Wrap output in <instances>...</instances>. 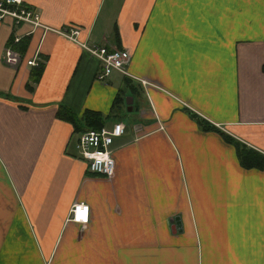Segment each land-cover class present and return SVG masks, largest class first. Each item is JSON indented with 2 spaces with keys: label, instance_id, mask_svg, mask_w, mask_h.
<instances>
[{
  "label": "crops",
  "instance_id": "1",
  "mask_svg": "<svg viewBox=\"0 0 264 264\" xmlns=\"http://www.w3.org/2000/svg\"><path fill=\"white\" fill-rule=\"evenodd\" d=\"M22 4L38 26L0 20V264H264V0ZM69 26L129 49V76L96 80V59L56 33ZM86 110L123 125L109 178L77 157ZM78 203L85 223L69 219Z\"/></svg>",
  "mask_w": 264,
  "mask_h": 264
},
{
  "label": "built area",
  "instance_id": "2",
  "mask_svg": "<svg viewBox=\"0 0 264 264\" xmlns=\"http://www.w3.org/2000/svg\"><path fill=\"white\" fill-rule=\"evenodd\" d=\"M9 17L14 24L19 22L30 24L32 27L38 26L37 14L22 4V0H0V20ZM61 37L79 45L83 50L90 54L98 63L95 72V79L103 81L112 72H117L124 76H129L125 69L130 51L127 48L108 49L102 45H85L79 41L80 28L62 27L56 31ZM14 38L13 41H16ZM19 57L8 47L3 50V61L9 65H14ZM26 64L34 65L33 60H26ZM123 132V125L119 121L113 122L109 127H101L98 130L85 129L78 133L75 141L77 157L83 161L86 170L90 173L100 174L109 178L113 173L114 160L111 141L114 137L120 136ZM81 212L84 213L83 218ZM79 217V219H78ZM69 219L85 223L87 220V205L72 204L69 209Z\"/></svg>",
  "mask_w": 264,
  "mask_h": 264
},
{
  "label": "trees",
  "instance_id": "3",
  "mask_svg": "<svg viewBox=\"0 0 264 264\" xmlns=\"http://www.w3.org/2000/svg\"><path fill=\"white\" fill-rule=\"evenodd\" d=\"M39 69L40 67H37L35 65V67H33V70L31 71V78H33V80L35 79L32 74L35 73V75L37 76L39 73ZM129 81L124 78L123 80V85L128 84ZM130 86V84H129ZM118 99V97H117ZM59 114L62 115V112H60ZM82 119H83V123L84 126L79 130V132L85 130V129H94V130H98L103 126L104 123V119L103 116L96 112V111H91V110H86L83 114H82ZM196 121L198 123V125H200V127L203 130L206 129H210L212 128L206 121L202 120V119H197ZM237 145V144H236ZM237 156L239 159V163L246 168H250V167H256L259 168L261 165V156H259V154L250 151V150H245L243 147H241V149H239L238 145H237Z\"/></svg>",
  "mask_w": 264,
  "mask_h": 264
},
{
  "label": "rangeland",
  "instance_id": "4",
  "mask_svg": "<svg viewBox=\"0 0 264 264\" xmlns=\"http://www.w3.org/2000/svg\"><path fill=\"white\" fill-rule=\"evenodd\" d=\"M127 98H128L127 96L123 98L122 106L119 109L120 120L125 125H128L129 123L134 121V118L136 117V112H135L134 109L132 111H126L127 107H126V103L125 102L127 101ZM130 106L133 107V103L130 104ZM197 127L200 128V125L197 124Z\"/></svg>",
  "mask_w": 264,
  "mask_h": 264
},
{
  "label": "snow or ice",
  "instance_id": "5",
  "mask_svg": "<svg viewBox=\"0 0 264 264\" xmlns=\"http://www.w3.org/2000/svg\"><path fill=\"white\" fill-rule=\"evenodd\" d=\"M83 216H84V213H83V212H81V217L83 218Z\"/></svg>",
  "mask_w": 264,
  "mask_h": 264
},
{
  "label": "bare ground",
  "instance_id": "6",
  "mask_svg": "<svg viewBox=\"0 0 264 264\" xmlns=\"http://www.w3.org/2000/svg\"><path fill=\"white\" fill-rule=\"evenodd\" d=\"M7 18H8V17H7ZM4 19H5V18H4ZM4 19H3V20H4Z\"/></svg>",
  "mask_w": 264,
  "mask_h": 264
},
{
  "label": "clouds",
  "instance_id": "7",
  "mask_svg": "<svg viewBox=\"0 0 264 264\" xmlns=\"http://www.w3.org/2000/svg\"><path fill=\"white\" fill-rule=\"evenodd\" d=\"M78 219H79V217H78Z\"/></svg>",
  "mask_w": 264,
  "mask_h": 264
},
{
  "label": "water",
  "instance_id": "8",
  "mask_svg": "<svg viewBox=\"0 0 264 264\" xmlns=\"http://www.w3.org/2000/svg\"><path fill=\"white\" fill-rule=\"evenodd\" d=\"M129 108V107H128Z\"/></svg>",
  "mask_w": 264,
  "mask_h": 264
}]
</instances>
